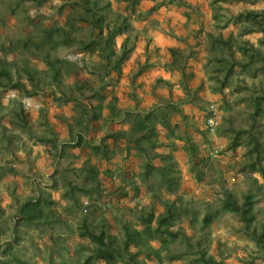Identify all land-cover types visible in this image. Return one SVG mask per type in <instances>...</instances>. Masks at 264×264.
<instances>
[{
	"label": "rangeland",
	"instance_id": "1",
	"mask_svg": "<svg viewBox=\"0 0 264 264\" xmlns=\"http://www.w3.org/2000/svg\"><path fill=\"white\" fill-rule=\"evenodd\" d=\"M254 1L260 2L255 6L257 14L264 15V0ZM92 2H96L93 11L105 15L107 22L125 18L130 24L129 32L117 38V54L128 38L120 74L100 54L81 51L80 42L94 39L99 27L83 25L69 46L52 49L44 39L47 29L64 28L69 15L87 16L83 0H48L43 5L36 0H0V261L15 257L30 264H85L96 247L81 236L84 230L104 233L122 245L127 229H143L152 214L151 227L157 228L161 201L170 197L177 201L174 212L177 207L189 210L182 220L175 218L173 230L182 229L190 243L181 245L176 237L161 247L157 238L160 259L154 254L148 257V248L130 247L140 263L192 264L189 260L203 251L215 264H264L262 249L242 231L240 218L221 208L226 193L241 204L250 193L255 198L252 216L256 220L251 224L260 227L264 222V174L243 170L248 161L246 143L253 146L248 133L259 140L264 157L263 99H259L263 111L256 110L257 98L264 97V46L254 47L251 43L256 44V39L239 40L244 29L231 16L236 41L225 38L223 54L237 62L236 57H241L234 47L246 42L250 59L243 64L248 69L241 71L237 66L230 78L211 81L207 73L215 71L206 67L203 86L201 71L198 78L195 72L201 54L198 46L183 44L185 37L171 26L173 18L166 8L174 0ZM154 31L164 32L165 43L156 40ZM177 36L181 41L177 42ZM173 48L178 51L177 62L162 75ZM217 51L210 56H218ZM3 70L10 78L3 76ZM159 79L171 86L158 84ZM212 109L223 111L216 132H209L204 123ZM172 111L180 124L177 135L167 140L166 131L159 127L160 145L154 148L164 156L170 178L151 175L147 181L141 176L147 154L139 156L136 148L128 153V141L121 138V144L115 145L113 137H131L141 115L157 112L162 118ZM181 111L188 120L180 119ZM133 135L134 141L140 138ZM192 144L199 156L215 147L226 158L191 163ZM235 144L240 145L234 149ZM104 150H113L110 161L102 159ZM28 158L38 161L33 165ZM152 163L163 166L159 157ZM91 164L98 168V177L88 169ZM258 166L264 172V159ZM167 179L174 185L172 192L161 186ZM149 184L163 192L161 200L148 191ZM86 200L92 201L90 208L83 206ZM31 201L38 204L37 219L28 222L21 209ZM104 201L110 203L109 211L98 208ZM206 213L213 215L208 227L203 222ZM186 251L191 255L184 260H171Z\"/></svg>",
	"mask_w": 264,
	"mask_h": 264
},
{
	"label": "trees",
	"instance_id": "2",
	"mask_svg": "<svg viewBox=\"0 0 264 264\" xmlns=\"http://www.w3.org/2000/svg\"><path fill=\"white\" fill-rule=\"evenodd\" d=\"M37 3H40L41 5L45 4L48 0H36ZM92 0H83L84 7L86 8L88 15H80L79 17H73L71 15L68 16V22L66 23V26L64 28L59 27H53L50 29H47L45 31L44 39H46L47 43L50 45L52 49H55L59 46H69L72 43L73 40V34H75L78 30H81V27L90 25L93 28H100V33L94 35V39H92L89 42H80L81 44V51L83 52H90V53H98L100 56L107 62V65L112 68L113 71H117L119 74L121 73V65L126 61V54H127V43L128 38H126L122 45H121V53L117 54L116 47H117V38L126 35L127 32H129V23L128 20L125 18H122V20H116L112 23L107 22L106 16L103 14H98V12L93 9L96 7V2H92ZM94 3V4H93ZM91 9V10H89ZM101 11V10H100ZM260 17V22L254 23L258 18ZM247 19H250L259 30H264V15L262 14H248L246 16ZM78 23V24H77ZM108 23V24H107ZM252 23V25H253ZM101 24H104V26H100ZM251 25V26H252ZM106 30V34H104V31ZM253 31V29L248 30ZM62 32V34H61ZM57 36H62V38H59ZM172 53L170 62L166 65V69L168 71H171L172 66H174L177 62L178 58V51L177 49H172L170 51ZM258 53V54H257ZM260 52L257 50L255 51L256 55H259ZM53 65V64H52ZM234 66L232 65L231 68H228L226 78H228L233 70ZM3 76L10 78L9 73L6 70L2 71ZM164 79H159L158 84H164L165 87L171 86V84H168V82H165ZM263 98H257L256 100V110L257 112L263 111L260 106V100ZM102 104H100V107ZM110 115L114 113V110L112 107L109 108ZM113 110V111H112ZM218 111V110H217ZM177 111L174 112V114ZM221 114L222 120H223V111L219 109L218 111ZM172 113L164 114L162 118H159L157 112H150L145 115H141L139 120L136 121V124L133 128V134L136 136H140V138L136 139L135 141L131 137L126 136L125 134L122 136L119 135L118 137H113L112 144H121L119 143L121 138L124 139L126 142L128 141L127 150L128 153H132V149L136 148V153L140 156V153H146L147 158L145 160V173H142L141 176H146V180L149 181V177L152 175H158L160 178L164 177L165 174H167V178H170L168 175H170V168L165 165L164 156L160 154H156L154 152V148L159 147V132L158 128H162L166 131V139L169 140L172 137H176L177 134H175L176 129L180 124L177 123V120L174 121V116L172 118ZM182 113V111H181ZM173 114V115H174ZM211 114V110H209L208 115L205 118V127L210 132V130L207 127V119L209 118ZM101 114L96 115L94 118L98 119ZM180 116V115H179ZM112 119V116H109ZM177 118V117H176ZM180 119L188 120V117L183 115L180 116ZM219 124L218 128L222 124ZM218 128L215 130V132L218 130ZM250 136V140L253 143V146H250V143H246L247 147V153L246 156L248 158V161L245 164V167L243 170L247 169L251 172H259L261 175L264 174L262 171L263 167L258 166V163H261V161L264 159L262 155L261 145L259 143V140L251 133H248ZM175 135V136H174ZM134 136V135H133ZM82 135L79 134L78 138L82 139ZM77 138V136H76ZM240 144H235L234 149L237 148ZM148 148V149H147ZM96 152H100L99 147H95ZM112 149V148H110ZM113 150H104L103 152V160L105 162L110 161L111 157L113 155H110ZM217 151V153H215ZM189 152V158L190 162L194 164H202L201 162H206L209 157H217V158H226L224 152L221 149L218 148H212L209 153L206 152L202 156H199V149L195 144H192V146L188 149ZM154 153V154H151ZM228 154V153H226ZM128 156V154L126 155ZM160 158L163 162V166L154 165L152 163L153 160ZM198 158L200 161H197ZM92 166H89L90 172L92 174H95L96 177H98V168L96 165L91 164ZM161 178V179H162ZM172 178V177H171ZM113 179H116V176H113ZM168 181V182H167ZM161 186L165 184V189L168 192H172L175 188L173 183L170 179H167ZM148 191L154 193L155 196H157L158 200H161L160 196L163 194V192L158 190V192L155 190L154 185L149 184V187L147 188ZM225 199L221 202V208L222 210L234 213L240 218V221L244 224V230L242 231L246 234V236L250 237L258 247H260L264 253V222L260 224V227L252 226L251 223H255V218L252 216L254 205H255V198L252 196V194L247 193L244 196V200L241 203H239L235 196L226 193ZM127 196V193L125 194ZM85 202H88L86 205ZM84 202L85 208H90L93 203L91 200H86ZM177 204V201L175 199H171L168 197L167 199H164L161 201V205L163 207V211L159 214L158 218V226L154 230L151 227V222L154 219L155 214L151 215V218L149 220V223L141 230L134 229L129 230L127 229V236L124 240V244L122 245H116L112 240H108L104 233L96 234L90 231H83L81 236L89 238V240L95 245V249L93 253L88 257L85 264H118V263H124V261L127 264H144L140 263L137 260L138 253L135 252L132 254V251L129 250L130 247H145L147 249V256L150 257L152 254H154L157 259L161 258V247H165L168 243L169 239H174L177 237V241L181 245L190 243V238L182 233V229H177V231L173 230L175 218L177 217V221L182 220L181 218L184 216H187L189 213L188 208L183 209L181 207H177V212L174 207ZM104 205L105 211L110 210V203L108 201H104L102 204L98 203V208L102 209L101 206ZM96 208V207H95ZM1 211V208H0ZM38 211V204L36 202H29L25 206L22 207L21 212L24 215V219L28 222H32L37 219V212ZM195 220V218H193ZM213 215L206 213L203 217L204 227H208V225L212 222ZM191 222H193L190 219ZM251 224V225H250ZM161 240L159 243L161 247L156 246L155 243H157L156 239ZM191 255V253L189 252ZM187 251L186 252H178L177 257L174 255L171 256V260L177 259V261L184 260L188 257ZM199 257L196 259L189 260L192 262V264H215L214 259L206 258V254L203 251L199 252ZM0 264H30L29 262H26L25 260L19 259V258H5L0 261Z\"/></svg>",
	"mask_w": 264,
	"mask_h": 264
},
{
	"label": "crops",
	"instance_id": "3",
	"mask_svg": "<svg viewBox=\"0 0 264 264\" xmlns=\"http://www.w3.org/2000/svg\"><path fill=\"white\" fill-rule=\"evenodd\" d=\"M175 4H172L168 9L170 15H172L173 20L171 21V26L177 30V34H183L185 37V42L188 46L195 45L198 46L196 49L201 54L198 56V60L195 61L197 67L195 66V72L197 73L196 78H198L199 74L201 84L205 83V68L211 69L215 71L212 73H207L210 75V80H220L222 77H226L229 63L235 64L231 75L237 69V66L241 67L242 70H246V65H244V60L248 61L250 56L247 52V49L244 48L246 42H243L242 46L234 47L235 52H239L240 57H236V61H234L233 57L224 56L223 48L225 38L232 37L234 42L236 41L233 36V22L236 25H239L244 29L243 39L247 42H251L252 39H256V44L251 43L254 47L264 46V30L257 29L256 25L251 22L250 19H247L246 16L248 14H257L258 12L255 10V6H258L260 2H255L254 0H174ZM234 5H236L234 7ZM261 13V12H260ZM234 15V16H233ZM233 16V22L229 21L230 17ZM238 17V19H237ZM177 21V22H176ZM253 23V25H252ZM252 25V26H251ZM237 27V26H236ZM253 29V31H248ZM190 30V33L186 34V31ZM193 31V32H192ZM154 36L157 37V41L160 43H165V36L163 31L159 33L158 31H154ZM192 33V34H191ZM229 35H228V34ZM177 42L181 41L178 40ZM156 38V37H155ZM183 45H177V47ZM233 45L230 46V50ZM235 46V45H234ZM195 49V50H196ZM212 50H218V56H210ZM232 51V50H231ZM258 51V50H257ZM260 52V51H258ZM234 53V52H233ZM170 56H167V60L169 62ZM200 60V61H199ZM203 67H202V65ZM241 63V65H240ZM227 67H226V66ZM248 69V68H247ZM167 69L163 67L162 75H167ZM264 71V70H263ZM230 75V76H231ZM230 76L228 78H230ZM177 77L179 78V74L177 72ZM203 77V78H201ZM212 85V84H211ZM29 157V156H28ZM24 156H21V159L24 160ZM33 165L38 160L34 158H28ZM40 171L41 168H38ZM33 170L34 166H33ZM246 235V234H245Z\"/></svg>",
	"mask_w": 264,
	"mask_h": 264
},
{
	"label": "built area",
	"instance_id": "4",
	"mask_svg": "<svg viewBox=\"0 0 264 264\" xmlns=\"http://www.w3.org/2000/svg\"><path fill=\"white\" fill-rule=\"evenodd\" d=\"M221 120H222L221 114L217 111V109H212L211 114L206 122L210 132H215V130L218 128L219 124L221 123ZM215 153H217V151ZM85 204L87 205L88 202H85ZM101 207L105 210L104 205H102Z\"/></svg>",
	"mask_w": 264,
	"mask_h": 264
},
{
	"label": "clouds",
	"instance_id": "5",
	"mask_svg": "<svg viewBox=\"0 0 264 264\" xmlns=\"http://www.w3.org/2000/svg\"><path fill=\"white\" fill-rule=\"evenodd\" d=\"M102 208V207H101ZM103 209V208H102ZM104 210V209H103Z\"/></svg>",
	"mask_w": 264,
	"mask_h": 264
}]
</instances>
